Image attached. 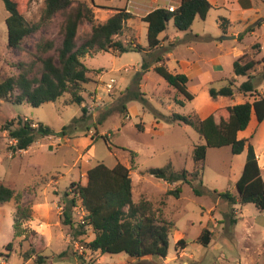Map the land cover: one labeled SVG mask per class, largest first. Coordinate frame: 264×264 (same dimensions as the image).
<instances>
[{
  "label": "rangeland",
  "instance_id": "1",
  "mask_svg": "<svg viewBox=\"0 0 264 264\" xmlns=\"http://www.w3.org/2000/svg\"><path fill=\"white\" fill-rule=\"evenodd\" d=\"M15 1L19 3L20 12L27 24H38L41 21L44 0ZM75 1L87 2L94 9L96 22L103 23L115 13L114 9H124L129 0ZM132 1L140 7L138 2L144 0ZM258 2L264 8V2ZM138 9L132 10L141 13ZM219 13L227 15L222 9L212 10L206 22L200 18L196 19L194 30L201 32L206 29L208 33H216L218 15H221ZM8 17L9 13L0 0V83L19 74V62H32L31 54L35 52V45L40 37L54 41L56 46L62 41L59 28L63 18L56 16L50 24L25 40L22 52L11 49L8 47ZM133 25L137 29L136 43L141 46V51L132 50L123 54L115 51L100 52L82 59L92 71L89 76L93 81L85 86V100L81 105H67L69 95L37 108L26 102L17 105L10 100H0V184L20 193L21 204L30 206L33 210L32 219L23 224L25 234L16 238L13 226L16 204L13 201L0 206V258L5 259L8 264H37L36 255L41 254L51 259L47 264H129L130 257L125 253H98L92 257L91 252L85 255L76 252L75 242L84 244L93 238L91 229L85 236L74 238L76 232L81 230L82 212L76 209L80 204L79 198L76 199L72 210L75 228L71 229L61 223L64 210L75 196L71 191L72 184L86 185L88 170L102 162L110 168L117 164L132 168L134 200L151 202L153 209L162 219L175 224V228L169 232L167 258L150 256L143 258L144 262L264 264V212L259 211L253 204H237L232 215L236 223H232L231 218L227 216L231 206L215 193L231 191L235 195L238 194L236 186L242 175L247 150L240 155H233L230 147L209 148L202 176L192 179L190 183H168L145 174L149 169H162L170 162L176 172H194V148L204 144L199 134L190 126L171 125L163 121L157 123L155 111L164 115H189L197 112L202 116L213 103L220 106L234 105L238 96H235L234 101L220 98L216 102L210 97L208 86L197 87L192 88L194 101L187 102L185 108L178 106L175 99L182 100L183 97L153 68L157 65L156 62L152 64L157 52L146 54L149 47L147 24L133 22ZM91 30V25L86 24L79 28V33L83 37ZM176 32L178 31L171 21L165 34L171 37ZM262 32L263 30L258 29L255 36L245 34L242 39L224 43L230 50L237 47V55L231 50L230 55L224 58L227 62L219 77L223 78V81L214 82L213 87L220 89L226 85L224 78L235 76L233 63L246 48L247 60L254 59L258 64L253 79L258 92L264 95ZM253 44H259V48L253 50ZM167 47L169 48V44ZM202 47L206 48V54L213 51L212 44ZM182 52L183 49L173 52L174 55L169 58L167 64L170 70L176 65V56L178 53L182 55ZM184 54L189 56L186 52ZM144 60L150 63L149 70L145 72L142 69ZM206 67L210 68V65ZM99 70L101 74H98ZM35 71H38V67ZM142 74H145V80L140 78ZM111 79H114L116 84L111 92H108L105 84ZM237 79L240 84L247 78ZM133 83L140 84L139 89L145 94L146 102L136 99L127 101L123 96ZM248 99L252 98L242 96L239 103ZM170 105L171 109L168 108ZM83 107L87 109L83 122L69 130L66 136H62L63 128L71 126L75 119L82 116ZM18 118L28 120L35 126L42 123L51 128L53 135L38 139L27 151L15 153L12 150L15 141L10 138L8 131L2 128L6 123L15 122ZM140 125L143 126V131L139 130ZM14 128L13 125L12 129ZM253 141L258 153L261 152L262 143L260 144L258 139ZM131 151L136 154L134 163ZM260 164L263 167L264 179V155ZM177 188L181 189L179 198L169 194ZM194 190L201 191V194L197 195ZM67 192L70 193L69 197L65 195ZM204 228H209L212 232V241L207 247L197 242ZM180 239H184L187 246L177 250L176 245ZM10 243L11 250L7 249ZM62 253H65L64 257L59 258ZM27 254L33 257L27 259Z\"/></svg>",
  "mask_w": 264,
  "mask_h": 264
},
{
  "label": "trees",
  "instance_id": "2",
  "mask_svg": "<svg viewBox=\"0 0 264 264\" xmlns=\"http://www.w3.org/2000/svg\"><path fill=\"white\" fill-rule=\"evenodd\" d=\"M45 7L41 21L38 24H27L23 14L20 12L19 3L15 0H2L9 17L6 20L8 29V47L23 51L25 40L31 35L37 34L42 27L50 24L56 16L63 18L59 34L62 38L59 46L55 42L40 37L35 45L32 62H19V74L11 76L0 83V100H10L13 104L24 102L33 107H39L46 103L57 102L60 98L69 95L67 105H81L85 98V86L91 83L92 71L83 63L82 59L100 52L115 51L119 54L128 51H141L140 45L135 39L129 42L123 41V37L129 31V20L134 16L126 9H114L115 13L103 23L96 22L95 12L92 6L84 1L75 0H44ZM213 8L208 0H182L181 6L175 12H169L165 8H158L150 12L141 20L148 24V51L156 50L160 45L159 36L167 30L168 24L173 21L179 31H188L197 17L205 20ZM90 24L91 32L83 37L79 28ZM219 25L224 34H227L229 21L225 18L219 20ZM240 35L238 39L249 33ZM259 44L253 45L252 49H258ZM258 53V52H257ZM161 63L154 67L155 72L163 78L170 87L183 96L182 100L175 99L180 107L184 108L187 102L195 99L189 90V78L184 74L171 72L164 64L162 57L155 60ZM257 62L247 60L246 54L238 58L234 64V77L226 79V85L217 89L209 88V95L213 100L220 97L234 99L236 95L242 94L250 97L242 103L220 108L205 119L192 112L189 115L171 113L164 115L158 111L154 112L156 122L163 121L171 125L190 126L199 134L204 144L196 145L194 148V161L196 169L189 173L187 170L176 172L170 162L162 169H149L145 174L168 183L185 182L190 183L192 179L202 176L204 162L207 158L209 148L230 147L233 155H240L247 150L242 175L237 182V195L231 191L215 192L218 197L227 201L231 206L230 213L232 223H236L232 215L235 213L234 206L237 204H253L259 211L264 212V179L251 139L239 138L238 134L245 131L250 123L251 116L255 113L258 123L264 121V96L258 92L254 82ZM38 67V71L35 69ZM150 63L143 61L142 69L147 71ZM264 71V68H263ZM101 74V71H97ZM143 74L141 75L142 79ZM264 76V72H263ZM238 77L247 78L238 84ZM139 83L129 86L123 96L126 100H141L146 102L140 89ZM126 110V106H123ZM87 109L82 108V116L73 121L69 127H64L62 136L78 126L86 117ZM15 126L12 129V126ZM30 121L18 118L3 126V130L9 132L11 139L15 141L12 150L16 152L27 151L40 138L50 137L53 131L48 126L38 123L36 127ZM143 131V126H139ZM132 163L136 154L131 151ZM132 168L123 164H117L110 168L104 163H97L87 172V183L72 184V192L75 196L70 200L69 206L64 210L61 223L74 229L72 210L76 205V199L82 201L85 208V224H81L80 231L76 237H83L89 229L95 235L94 239L84 243L91 253L121 254L136 259L130 264H149L142 260L146 257L167 258L169 254V232L175 228V224L160 217L153 209L149 201L140 200L136 202L133 198V185L131 178ZM197 195L201 191L194 190ZM207 192H209L207 190ZM177 198L180 197L181 189L177 188L169 192ZM67 197L70 193L65 194ZM15 202L16 215L14 219L15 237H21L26 229L23 224L32 219V208L21 204L20 193L10 187L0 184V206L9 202ZM212 232L204 228L197 242L203 246H209L212 241ZM187 242L180 239L177 242V250L185 249ZM12 249V243L7 246ZM65 253L59 255L64 257ZM27 259L33 255L27 254ZM51 261L49 257L41 254L36 255L37 264H47Z\"/></svg>",
  "mask_w": 264,
  "mask_h": 264
},
{
  "label": "crops",
  "instance_id": "3",
  "mask_svg": "<svg viewBox=\"0 0 264 264\" xmlns=\"http://www.w3.org/2000/svg\"><path fill=\"white\" fill-rule=\"evenodd\" d=\"M208 1L213 6L210 12L212 10L222 9V11H225L227 13V15H222L221 13H219L221 15H218L219 16L217 20L218 31L216 33H208L206 29H203V31L198 32L194 30L193 28L194 23L188 31H179L177 29L178 32L174 33L171 37L165 34L167 31L166 30L163 33H161L159 36V40H160L159 47L156 50L146 52V54L152 55L156 51L157 54L155 53L156 55L154 56L152 64H155L156 62L155 60H157L158 57H162L164 60V64L169 69V66L167 64H168L169 58L172 55H174L173 52L179 49H183V52L181 53L182 55L178 53V55L176 56L175 67H173V70H170V69L169 70L173 73L184 74L189 78V90L191 93H193L192 88H197V87L201 88L204 86H208L210 88L213 86L214 82L223 81V78H219V77H220V74L224 72V66H225V63L227 62V60H225L224 58L230 55L231 50L233 53L237 52L238 50L237 47H233L230 50L229 46H226L224 44L226 41L239 40L238 37L246 33V30L248 28H251L252 30L249 33H247L250 36H255L257 34L258 29L263 30V32L261 33V37L264 38V8L258 2V0H208ZM262 1L264 2V0ZM170 3H177V1L176 0H144L143 2H138L140 6L138 7L135 5V3L132 0H129L128 5L124 9H126L127 12L131 13L134 16V18L129 20V23H128L129 31L123 37V41L129 42L131 39H135V41L137 40V37H136L137 29L136 27H134L133 22L135 24L140 23V22L145 23L141 20L143 17L147 16L150 12L158 8L166 9V7ZM133 8L134 9L140 8L138 10H141L142 12L135 13L132 10ZM210 12L208 13L206 19L203 21L205 22L207 21ZM221 18H225L229 21V25L227 28V34H224L220 28L219 20ZM147 27H148V24H147ZM224 36H235L236 38L231 39V40H224L223 39ZM167 44H169V48L167 47ZM207 44L213 45L214 52L211 51L210 53L206 54V51H205L206 48L205 47L203 48L202 45H207ZM263 49H264V46H263ZM245 50L246 48L244 49L243 53H239L238 56L241 57L244 54H246ZM185 52L188 53L190 57L184 54ZM157 65H161V63H157ZM157 65H154L153 68ZM207 65H210V68H207L206 67ZM143 79L144 80L146 79L145 74H143L142 76V80ZM224 80H226V78H224ZM196 82L198 83V85H196ZM239 95H237L238 96L237 99L234 98L235 101L234 99H230L234 101L233 103L234 105L239 104V101L242 100L243 95L242 94H241L242 96H239ZM243 97L245 98V96ZM220 98H224V97H220ZM220 98L214 101L217 102V100H219ZM227 106H233V105L220 106L219 104L213 103V106H211L210 109L204 112V115L202 116L199 115V116L201 119H205L211 114H213L214 112H216L217 110H219L220 108L227 107ZM168 108L171 109V105L168 106ZM241 135H246V137H241ZM238 137L251 139V143L253 144L255 152L258 157L259 165L261 167V170L263 171V167L260 164V160L262 158V155H264V121L262 123H258L257 117L255 113H253L247 129L245 131L240 132L238 134ZM254 139H258L259 143L260 144L262 143L263 149L259 153H258L257 148L255 147V144L253 141ZM35 212L36 210L34 208V213ZM92 235H93V238L90 241H92L95 237L93 232H92ZM98 253L97 252L93 253L92 257L97 256ZM92 257L90 258L91 260L93 259ZM135 261L136 259L130 257L128 263L129 264L132 262L134 263Z\"/></svg>",
  "mask_w": 264,
  "mask_h": 264
},
{
  "label": "built area",
  "instance_id": "4",
  "mask_svg": "<svg viewBox=\"0 0 264 264\" xmlns=\"http://www.w3.org/2000/svg\"><path fill=\"white\" fill-rule=\"evenodd\" d=\"M176 1H177V3H170L166 7V9L169 12H175L181 6L182 0H176ZM115 84H116V81L114 79H111L110 82L105 84L106 90H108V92H111V90L114 88ZM33 126L36 127L35 125H33ZM77 208L79 209V211L82 212V216L80 217V223L81 224H85L86 211H85V208L82 205V201L81 200H80L79 206L76 207V209ZM74 244H75L76 252L79 253L80 255H85V254H87L89 252L87 250L86 246L83 243L75 242ZM0 264H8V262L5 259L0 258Z\"/></svg>",
  "mask_w": 264,
  "mask_h": 264
},
{
  "label": "water",
  "instance_id": "5",
  "mask_svg": "<svg viewBox=\"0 0 264 264\" xmlns=\"http://www.w3.org/2000/svg\"><path fill=\"white\" fill-rule=\"evenodd\" d=\"M235 36H224L223 39L224 40H231V39H235Z\"/></svg>",
  "mask_w": 264,
  "mask_h": 264
}]
</instances>
